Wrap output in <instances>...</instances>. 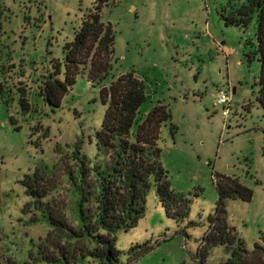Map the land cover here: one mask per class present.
I'll return each mask as SVG.
<instances>
[{
	"label": "rangeland",
	"instance_id": "1",
	"mask_svg": "<svg viewBox=\"0 0 264 264\" xmlns=\"http://www.w3.org/2000/svg\"><path fill=\"white\" fill-rule=\"evenodd\" d=\"M100 1L0 0V264H49L44 258H58L60 247L88 249L70 231L51 229L42 210L52 202L68 227L79 230L74 187L80 174H88L87 186L95 167L112 163L95 140L108 106L102 87L86 75L56 110L40 88L53 65L63 62L85 12ZM235 1L104 0L102 18L116 31L113 74L135 71L144 81L142 118L158 104L169 106L172 122L161 129V162L171 188L190 201L188 218L178 222L152 189L145 215L117 237L124 264L136 254V264H200L197 255L219 200L215 175L238 178L253 191L251 202L228 201L226 208L246 248L264 246L262 63L258 55L247 58L257 50L258 17L247 28L227 26L223 14ZM221 90L232 95L227 120L217 106ZM35 174L37 186L48 192L42 203L25 187ZM226 257L224 248H215L206 263Z\"/></svg>",
	"mask_w": 264,
	"mask_h": 264
},
{
	"label": "trees",
	"instance_id": "2",
	"mask_svg": "<svg viewBox=\"0 0 264 264\" xmlns=\"http://www.w3.org/2000/svg\"><path fill=\"white\" fill-rule=\"evenodd\" d=\"M103 3L101 0L85 12L74 40L64 47L63 62L53 65L40 88L44 101L56 110L78 77L86 75L89 82L100 85L102 100L108 107L95 140L98 149L112 159L111 166L94 168V179L87 186L88 174H80L81 180L74 187L78 231L68 227L52 202L42 210V217L51 229L61 233L70 231L71 239L84 240L88 247L85 253H71L60 247L58 258H44L49 264H124L116 249L117 237L134 228L145 215V198L152 189L156 190L168 217L184 222L189 215L190 201L171 188L169 173L161 162L160 134L162 127L172 122L171 110L158 104L142 118L140 108L147 100L144 81L135 71L114 76L116 31L102 18ZM235 5L223 14L227 26L247 28L253 15L258 17L257 50L247 58L251 62L258 55L262 63L258 101L264 110V0H236ZM39 177L29 176L25 182L27 195L36 203H42L39 200L48 196L45 188L37 186ZM214 177L219 200L197 259L200 264H207L211 252L222 247L227 257L220 264H264V246L256 243L252 251L248 250L229 223L226 208L228 201L251 202L253 191L238 178ZM183 234L187 236L186 232ZM137 249L141 248H133L131 252ZM136 257L137 254L129 257L126 264H136Z\"/></svg>",
	"mask_w": 264,
	"mask_h": 264
},
{
	"label": "built area",
	"instance_id": "3",
	"mask_svg": "<svg viewBox=\"0 0 264 264\" xmlns=\"http://www.w3.org/2000/svg\"><path fill=\"white\" fill-rule=\"evenodd\" d=\"M232 105V95L230 93V90H221L219 93L217 106L222 107L223 109V116L227 120V118L230 116V108Z\"/></svg>",
	"mask_w": 264,
	"mask_h": 264
},
{
	"label": "crops",
	"instance_id": "4",
	"mask_svg": "<svg viewBox=\"0 0 264 264\" xmlns=\"http://www.w3.org/2000/svg\"><path fill=\"white\" fill-rule=\"evenodd\" d=\"M233 90H234V94H235V92H236V88H234Z\"/></svg>",
	"mask_w": 264,
	"mask_h": 264
}]
</instances>
